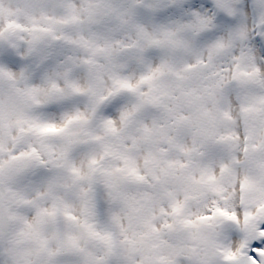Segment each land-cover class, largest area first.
I'll return each mask as SVG.
<instances>
[{
  "label": "clouds",
  "instance_id": "clouds-1",
  "mask_svg": "<svg viewBox=\"0 0 264 264\" xmlns=\"http://www.w3.org/2000/svg\"><path fill=\"white\" fill-rule=\"evenodd\" d=\"M261 223L264 0H0V264H238Z\"/></svg>",
  "mask_w": 264,
  "mask_h": 264
},
{
  "label": "snow or ice",
  "instance_id": "snow-or-ice-1",
  "mask_svg": "<svg viewBox=\"0 0 264 264\" xmlns=\"http://www.w3.org/2000/svg\"><path fill=\"white\" fill-rule=\"evenodd\" d=\"M125 87L127 85H124ZM55 128L47 127L41 131H55ZM222 216L234 220L235 216H230L227 212L217 209ZM248 214L245 219L247 220ZM72 247L76 248V244L72 241ZM52 255L53 253H49ZM238 258V264H264V223H261L259 228L255 225L246 226L245 234L243 235L240 246L236 252L229 251L227 259L234 260Z\"/></svg>",
  "mask_w": 264,
  "mask_h": 264
}]
</instances>
